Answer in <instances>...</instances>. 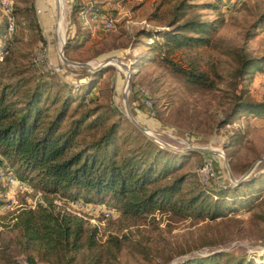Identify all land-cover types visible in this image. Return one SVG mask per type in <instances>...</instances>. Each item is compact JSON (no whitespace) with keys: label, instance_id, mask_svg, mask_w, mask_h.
Listing matches in <instances>:
<instances>
[{"label":"rangeland","instance_id":"1","mask_svg":"<svg viewBox=\"0 0 264 264\" xmlns=\"http://www.w3.org/2000/svg\"><path fill=\"white\" fill-rule=\"evenodd\" d=\"M1 1L12 6L11 33ZM228 5L216 0H0L1 80L6 82L15 67L29 87L44 79L86 93L85 106L107 114L101 125L82 132V142L116 121L119 133L129 137L128 146L147 137L169 153L179 168L172 177L186 175L181 193L261 181L238 190L239 195L253 192L247 207L231 206L217 219L167 210L133 216L110 198L80 208L60 194L44 193L32 179H19L11 169L14 184L0 178V264H175L213 252L264 264V115L231 113L238 95L264 102V0ZM76 7L81 9L75 12ZM81 10L111 18L113 27L106 30L98 20L85 24ZM176 18L177 24L211 23L204 34L187 33L207 42L165 43L161 34L177 32ZM243 56L254 62L241 75ZM191 72L205 83H192L185 76ZM206 159L214 171L207 184L199 175ZM38 206L81 219L86 232L95 228L93 246L84 243L86 234L81 248L72 251L28 238L18 222ZM98 206L111 214L104 217Z\"/></svg>","mask_w":264,"mask_h":264},{"label":"trees","instance_id":"2","mask_svg":"<svg viewBox=\"0 0 264 264\" xmlns=\"http://www.w3.org/2000/svg\"><path fill=\"white\" fill-rule=\"evenodd\" d=\"M216 1L228 5L230 0ZM80 9L76 7L74 11ZM178 21V18L173 20L177 32L161 34L165 43L187 46L207 42L204 37L187 33L204 34L210 30L211 23L187 20L177 24ZM261 21L264 23V13ZM4 33V28H0V37ZM75 36L73 33L67 39L65 47ZM253 62L243 56L240 74H246ZM18 75L15 67L5 75L6 82L1 80L4 77L0 74V166L5 173L12 174L10 170L13 169L21 180H34L46 194H60L68 200L83 203H102L105 198H110L122 213L133 216L167 210L182 217L217 219L231 206L233 209L247 207L253 192L248 193L249 197L238 192L261 182L245 181L233 188L225 186L181 193L186 175L172 177L179 168L172 164L169 153L158 149L149 138L145 136L144 142L128 146L129 137H123L118 123L113 121L97 138L82 142V132L101 125L107 113L101 112L98 106L86 107L87 94L72 93L68 85L55 87L52 82L39 79L29 87L28 80ZM185 76L192 83H205L200 74L191 72ZM14 77L17 78L12 80ZM91 83L89 88L92 89ZM72 105L75 106L70 111ZM238 111L264 115V102H253L238 95L231 113ZM224 121L228 123L229 120ZM4 163H8L9 168ZM18 224L28 238L70 251L81 248L85 234L84 243L87 246L94 244L95 228L86 232L81 219L54 213L44 206L24 212ZM28 261L33 263L32 258ZM175 264L254 262L225 252H213Z\"/></svg>","mask_w":264,"mask_h":264},{"label":"built area","instance_id":"3","mask_svg":"<svg viewBox=\"0 0 264 264\" xmlns=\"http://www.w3.org/2000/svg\"><path fill=\"white\" fill-rule=\"evenodd\" d=\"M1 3L3 5V9L5 10V12L8 15V22H7L8 33H11L15 28V21H14V18L12 16V6L8 2H5V1H1ZM79 16L84 21L85 24H89L91 22H94L95 20H98L100 22V24L102 25V27L106 30H110L113 27V22H112L111 18H108L106 16H100L94 12L87 13L86 11L81 10L79 12ZM53 70L59 71L60 68L54 67ZM213 173H214L213 164H212L211 160H208V159L204 160L203 165L199 169V175H201V177L203 179L202 181L207 184L210 180L213 179V177H214ZM0 178L5 180L10 185L14 184V181H15V178L11 173H5L3 170H0ZM21 186H22V184H20L19 187H21ZM73 202L74 203L78 202V204H79L78 207H80V208H82L83 205H86V203H83L80 200H76ZM97 208L100 209L101 206H98ZM101 212H102L104 217H108L111 214L110 210L106 209V208H102Z\"/></svg>","mask_w":264,"mask_h":264},{"label":"water","instance_id":"4","mask_svg":"<svg viewBox=\"0 0 264 264\" xmlns=\"http://www.w3.org/2000/svg\"><path fill=\"white\" fill-rule=\"evenodd\" d=\"M62 59L66 62V63H74V64H78V63H75V62H72V61H69V60H67V59H65V58H63V56H62ZM82 65H85V66H87V64H82ZM139 127V129L140 130H142V131H144L145 130V128L144 127H142V126H138ZM239 181H241V180H235V182H239Z\"/></svg>","mask_w":264,"mask_h":264}]
</instances>
